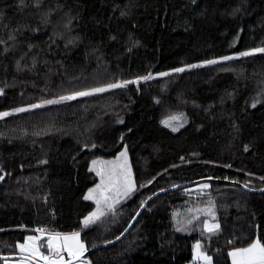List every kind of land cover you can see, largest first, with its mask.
<instances>
[{
	"label": "trees",
	"instance_id": "16d2710c",
	"mask_svg": "<svg viewBox=\"0 0 264 264\" xmlns=\"http://www.w3.org/2000/svg\"><path fill=\"white\" fill-rule=\"evenodd\" d=\"M260 46L264 0H0V264H17V243L42 228L104 244L90 264H188L197 242L231 264L235 248L264 243V191L251 190L264 189V101L250 102L264 52L239 55ZM168 109L190 120L174 131L161 123ZM125 144L136 190L86 227L90 162Z\"/></svg>",
	"mask_w": 264,
	"mask_h": 264
},
{
	"label": "snow or ice",
	"instance_id": "6c2138e0",
	"mask_svg": "<svg viewBox=\"0 0 264 264\" xmlns=\"http://www.w3.org/2000/svg\"><path fill=\"white\" fill-rule=\"evenodd\" d=\"M257 52H264V47L252 49L251 51L241 52L240 56H249ZM222 60H230L233 57L225 56L221 58ZM218 61L208 60L205 61L206 64H215ZM197 65H190L189 67H196ZM176 72L184 71L183 68L175 69ZM160 76H167L169 73L162 72L159 73ZM151 74L143 77H139V80H149L151 79ZM131 83H138V81H121L117 83H111L105 87H99L91 89L90 91H80L73 93L68 96H61L60 101L73 100L76 97L88 96L92 93L105 92L109 89L125 87ZM2 91V90H0ZM59 101H46L45 103H58ZM40 105H31L30 107L36 108ZM26 109L18 108L14 111L21 112ZM10 115L9 112L0 113V117H5ZM170 119H177V117H171ZM165 124L168 121H164ZM178 130V129H173ZM122 158V162H121ZM94 166L98 163L101 164V167L97 169V175L101 177V183L96 186L94 189H90L86 200H96L97 208L95 211L89 213L84 219V225L87 227L101 217L105 216L107 212L115 211V205L120 202V197H127L135 190V181L132 177L131 167L128 164L127 160V149L120 153V157L117 158V161H108V162H92ZM107 164L110 167L105 168L103 165ZM3 179V176H0V180ZM204 188L210 187L209 185H203ZM247 187V185H245ZM109 192H112L113 195H108ZM107 209V212L105 211ZM205 228L208 232H215L220 229L219 223L210 224L205 222ZM36 231L44 233V229H37ZM41 239V236H28L26 243L18 245V248L21 252L30 253L26 259L35 260L36 264H40L41 261L44 264H72L73 260H78L83 257L84 253L88 250L86 245L80 239V233L74 232L71 234H61V233H51L48 236L47 250H49V255H45L44 252H41V245L38 241ZM197 249V258H202L211 264V257L199 251L201 248L200 242L196 244ZM67 252L70 259L65 260L62 253ZM229 255L233 259V264H264V243H261L260 240H255L246 248H235ZM7 259V258H5ZM84 264H90V262H84Z\"/></svg>",
	"mask_w": 264,
	"mask_h": 264
},
{
	"label": "rangeland",
	"instance_id": "374dc122",
	"mask_svg": "<svg viewBox=\"0 0 264 264\" xmlns=\"http://www.w3.org/2000/svg\"><path fill=\"white\" fill-rule=\"evenodd\" d=\"M262 47H264V46L255 47V48H253V49H256V48H262ZM251 50H252V49H250V50H246V51L244 50V52L251 51ZM190 65H196V64H191V63H190V64H183V65L178 66V67H176V68H173V69H170V70H166V71H162V72L173 73V72H175V71H174L175 69L183 68V69L185 70V69L190 68V67H189ZM162 72H159V73H162ZM159 73L151 74V76H152V77L160 76V75H158ZM129 81H133V80H129ZM52 100H54V101H60L59 98H53ZM262 101H264V79H263V80H259V81L256 83V93H255V95L253 96V98L251 99L250 102H251V105L255 106V105H257L258 103H260V102H262ZM171 117H177V119H170ZM189 120H190V116H189L188 112H187L186 110H184V109H168V110L165 112V114L161 117V123H162L163 125H165L166 127L172 129V130H173V129H178V130H179V129L182 128L184 125H186V124L188 123ZM164 121H168V123L165 124ZM125 148L127 149V160H128V164H129L130 167H131L132 177H133V179H134V181H135L134 169H133L132 162H131V158H130V155H129V150H128V147H127L126 144H125V145L123 146V148H122V149H121L116 155H114V156H111V157H95V158H93V159L91 160V162H90V170L93 171V172L97 175V169L101 167V164L98 163L96 166H94L93 163H92L93 161H98V162L117 161V158L120 157V153L123 152V151L125 150ZM121 162H122V158H121ZM103 166H104L105 168L110 167V165H107V164H104ZM97 177H98L97 182L87 190L85 196L88 195L90 189H94V188H96V186H97L98 184L101 183V177H100L99 175H97ZM135 185H136V187H137V183H136V181H135ZM136 187H135V190H136ZM135 190H134V191H135ZM134 191H133L129 196H127V197H123V196H121V197H120V202L117 203V204L115 205V209H116L119 205H121L122 203H124L129 197H131L132 194L134 193ZM108 195H113V193H112V192H109ZM90 201H92V202L95 204L94 209L91 211V212H93V211H95L96 208H97L96 200H95V199H92V200H90ZM105 211L107 212V209H105ZM91 212H90V213H91ZM109 213H110V212H107V214H106L105 216L101 217V218H100L99 220H97L96 222L102 220V219H103L104 217H106ZM196 213H197V212H196ZM209 213H210V212H209ZM88 215H89V214H88ZM88 215H87V216H88ZM87 216H86V217H87ZM185 217H186V216H185L183 213H181L180 211H176V212H175V215H174V221H175V223H176V225H177L178 228H181V227H182L181 225L184 223ZM206 222H207V223H210V224L218 223L217 221H215L214 219H211V218L207 219ZM42 229H43V228H42ZM36 230H37V229H36ZM36 230H29V231H27V233H26V235H25V238L17 243V249L20 251V249L18 248V245H19V244H22V243H26V240H27V237H28V236H41V239L38 241V243L42 246L40 250H41V252H44L45 255H49L50 253H49V250H47L46 246H47V242H48V236H49V234H51V232H48V231H46V230L44 229V230H45L44 233H40V232H38V231H36ZM74 232H79V233H80V239H81V241L86 245V247H87V249H88V246H87L86 242H85V241L83 240V238H82L81 231H73V232H55V233L71 234V233H74ZM196 244H197V243H196ZM196 244H195V246H196ZM200 244H201V243H200ZM199 251L202 252V253H204V254H206L207 256H210V257L212 258L211 255H209V254L203 252V250H202V244H201V248L199 249ZM195 253H196L195 259H197V249H196V247H195ZM29 255H30V253H27V252H21V251H20L19 254H16V256H19V257L15 260V262H16L17 264H36V261H35V260H28V259H26V257H28ZM62 255L64 256L65 260L70 259V257L68 256V254H67L66 251H65L64 253H62ZM195 259H194V260H195ZM0 260H1V258H0ZM211 260H212V259H211ZM198 261H199V260H198ZM204 261H205V260L202 259V260H200L199 262H201L202 264H206ZM84 262H89L88 258L83 257V258L80 259V260H77V261H75V262H72V264H84ZM190 263H191V262H190ZM190 263H188V264H190ZM40 264H44V262L41 261Z\"/></svg>",
	"mask_w": 264,
	"mask_h": 264
},
{
	"label": "water",
	"instance_id": "95a60500",
	"mask_svg": "<svg viewBox=\"0 0 264 264\" xmlns=\"http://www.w3.org/2000/svg\"><path fill=\"white\" fill-rule=\"evenodd\" d=\"M2 182V180H0V183ZM195 182H189V183H184V184H181L179 185V187H183V186H186L188 184H194ZM172 188H168V189H164V190H161V191H158L156 192L155 194H153L150 198H148V200H146V202L142 205V207L140 208V210L137 212V214L134 216V218L132 219L131 223L129 224V226L126 228V230L118 237L116 238L115 240L111 241V243H114V242H117L119 241L120 239H122L125 235H127V233L131 230L132 226L135 224L136 220L138 219L139 215L142 213V211L144 210V208L146 207V205L157 195L163 193V192H166V191H170L172 190ZM253 192H261V191H264V189H251ZM104 244H101V245H98V246H95V247H92L90 249H88L83 257H85L87 254L91 253L92 251L98 249L99 247H102ZM83 257H81L80 259H82ZM78 259V260H80ZM77 260H73L72 262H75Z\"/></svg>",
	"mask_w": 264,
	"mask_h": 264
},
{
	"label": "crops",
	"instance_id": "0c3cea01",
	"mask_svg": "<svg viewBox=\"0 0 264 264\" xmlns=\"http://www.w3.org/2000/svg\"><path fill=\"white\" fill-rule=\"evenodd\" d=\"M257 240V239H256ZM248 247V246H247ZM243 248H246V247H243ZM200 260H202V258H197V259H195V260H193L190 264H202L201 262H199ZM206 264H208V262L207 261H204ZM231 264H233V259H232V257H231ZM211 264H213V261L211 260Z\"/></svg>",
	"mask_w": 264,
	"mask_h": 264
}]
</instances>
